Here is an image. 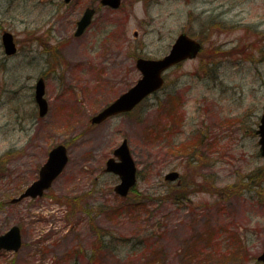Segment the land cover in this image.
Here are the masks:
<instances>
[{"label": "rangeland", "instance_id": "1", "mask_svg": "<svg viewBox=\"0 0 264 264\" xmlns=\"http://www.w3.org/2000/svg\"><path fill=\"white\" fill-rule=\"evenodd\" d=\"M87 6L96 12L75 36ZM4 30L14 54L3 51ZM180 32L202 40L201 53L170 67L130 112L92 122L140 77L137 57H161ZM262 112L264 0H0V233L16 224L22 236L0 264H259ZM122 139L137 167L126 196L104 171ZM58 143L69 157L51 186L10 202ZM170 170L186 198L173 197Z\"/></svg>", "mask_w": 264, "mask_h": 264}, {"label": "water", "instance_id": "2", "mask_svg": "<svg viewBox=\"0 0 264 264\" xmlns=\"http://www.w3.org/2000/svg\"><path fill=\"white\" fill-rule=\"evenodd\" d=\"M68 1V0H65ZM121 0H100L104 5L118 7ZM94 8H86L81 18L77 21L75 35L81 34L84 28L90 23ZM2 45L6 54H13L16 51L15 42L12 33L5 31L1 36ZM201 44L197 40L180 33L175 42L172 44L167 54L160 58L136 59V67L140 70V78L120 94L110 104L105 106L101 111L95 114L92 122H100L106 117L131 110L143 98L153 91L159 89L164 81L163 72L172 64L196 55L200 50ZM44 81L39 78L35 85V100L39 107V114L43 115L47 111V102L43 96ZM260 122L256 132L259 134L260 153L264 157V112L260 116ZM114 155L118 157L115 160L110 157L106 161V171H112L119 175L120 182L115 186V191L121 195L127 194L129 188L136 181V166L130 154L126 139L114 149ZM68 161L67 149L64 144L54 146L48 153V157L39 170V177L33 181L17 197L11 199L16 202L24 197H36L42 195L43 191L48 188L52 180L62 171ZM178 176L177 171H170L165 175V179L172 180ZM21 245L20 229L17 225L11 226L6 232L0 234V249L17 250ZM264 261V250L258 257Z\"/></svg>", "mask_w": 264, "mask_h": 264}, {"label": "flooded vegetation", "instance_id": "3", "mask_svg": "<svg viewBox=\"0 0 264 264\" xmlns=\"http://www.w3.org/2000/svg\"><path fill=\"white\" fill-rule=\"evenodd\" d=\"M96 9V8H95ZM76 24H77V21L75 22V28H76ZM85 31V30H84ZM74 34V33H73ZM179 64V63H178ZM177 65V64H175ZM48 154V153H47ZM38 174H39V169H38V172H37V177H38ZM36 177V178H37ZM186 184H184L182 182V179H180V175H179V178L175 181V186H173L175 189L172 191V195L175 199H177L179 196L181 197H185L187 196V192H189L188 189H184V190H181V187H185ZM202 187L205 188V190L207 189V186H206V182L205 184L203 185L202 184ZM255 262L259 263V264H264L262 261L258 260L257 259V256L255 257Z\"/></svg>", "mask_w": 264, "mask_h": 264}, {"label": "trees", "instance_id": "4", "mask_svg": "<svg viewBox=\"0 0 264 264\" xmlns=\"http://www.w3.org/2000/svg\"><path fill=\"white\" fill-rule=\"evenodd\" d=\"M253 177H255V175H254V176H249V180H250L251 178H253ZM255 178H257V177H255ZM138 195H140V194H138ZM140 196H141V195H140ZM52 197L55 198L54 195H53ZM138 206H139V205L137 204L136 207H138ZM103 234H104V233L99 234V238H100V241H101L102 245L104 246V244H105V243H104V237L106 236L107 232H105L104 235H103ZM102 236H103V237H102ZM107 244H108V241H107ZM133 244H134V246H136L137 243H133ZM140 244H141V243H140ZM141 245H143V243H142ZM141 245H140V246H141ZM140 264H154V263H147V262H146V263H140Z\"/></svg>", "mask_w": 264, "mask_h": 264}]
</instances>
